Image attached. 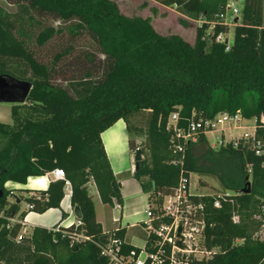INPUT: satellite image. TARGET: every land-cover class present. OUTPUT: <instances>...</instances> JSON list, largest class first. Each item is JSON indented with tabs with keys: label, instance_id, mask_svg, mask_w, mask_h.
<instances>
[{
	"label": "trees",
	"instance_id": "16d2710c",
	"mask_svg": "<svg viewBox=\"0 0 264 264\" xmlns=\"http://www.w3.org/2000/svg\"><path fill=\"white\" fill-rule=\"evenodd\" d=\"M5 1L7 6L0 4V76L29 81L33 89L25 104L12 105L13 124L0 123V264H107L101 248L113 239L124 254L139 253L125 241L126 228L103 231L89 193L94 183L105 206H123L102 141L120 120L130 135L146 134L140 145L130 137L131 151L139 149L143 156L133 178L145 194L153 192L161 203L194 173L217 176L225 190L241 193L220 209L213 197H193L205 205L207 244L219 251L192 264H264V241L253 238L259 228L254 214L264 201V157L242 145L213 150L202 132L195 143L178 137L192 123L223 113L264 116V0H235L241 2V22L230 51L216 38L230 32L219 16L231 0H152L175 8L184 28L201 23L194 44L159 34L149 19L125 16L113 0ZM59 37L67 38L60 49L41 56ZM73 59L79 67L70 70ZM56 169L72 185L71 202L81 211L82 225L35 227L23 234L26 213L9 201L14 191L6 184L27 185ZM65 188L64 181H51L47 190H22L33 196L16 200L43 214L61 208ZM234 214L239 224L233 223ZM17 217L20 222L8 228ZM66 217L63 213L62 220ZM139 234L153 251L155 236Z\"/></svg>",
	"mask_w": 264,
	"mask_h": 264
},
{
	"label": "built area",
	"instance_id": "2783aa9c",
	"mask_svg": "<svg viewBox=\"0 0 264 264\" xmlns=\"http://www.w3.org/2000/svg\"><path fill=\"white\" fill-rule=\"evenodd\" d=\"M240 17V3L231 0L225 12L220 14L219 19L230 28L236 27ZM213 27L214 24L210 29L211 31ZM228 34L221 33L216 38L218 43L225 44L226 51H230L233 44L230 42ZM177 120L178 115H173L171 123L176 124ZM260 130H264V116L260 119H246L241 113L235 115L223 113L212 120L192 123L189 131L187 133L179 131L178 137L182 136L187 143H195L199 132H202L213 150L226 148L229 145L236 148L242 145L253 151L256 156L264 157V135H260ZM175 150L182 152L183 147L176 145ZM251 173V168H249V174L251 175ZM49 175L53 177V181H64L66 194L72 196V185L66 179L63 170L56 169ZM146 195L148 196V209L145 212L147 216L145 230L148 236H155V240L151 242L153 251H149L144 246L139 250V253L132 251L129 254H124L121 242L113 239L107 246L101 248L102 256L106 258L107 264H192V262H202L213 258L219 249L209 247L207 244L205 205L196 202L193 197H213L215 198L214 207L220 209L222 202H227L234 196H240L241 193L222 190L213 194H194L191 191L190 179L189 181L182 179L174 192L163 197L161 203L159 202V196H154L153 192L146 193ZM72 207L70 206V210L73 214ZM166 218H169L171 223L162 222ZM232 220L234 224L241 222L238 214H234ZM254 220L259 228L253 238L263 242L264 201L258 206V210L254 214ZM9 221L8 228L16 223L15 219ZM155 222H158V226L155 225ZM180 224H182V233L178 237ZM81 225V219L77 218L71 226L79 227ZM71 226L60 223L59 228H69ZM23 234H27V232L23 231ZM178 242H180V245H178ZM242 242L238 241V243Z\"/></svg>",
	"mask_w": 264,
	"mask_h": 264
},
{
	"label": "crops",
	"instance_id": "0c3cea01",
	"mask_svg": "<svg viewBox=\"0 0 264 264\" xmlns=\"http://www.w3.org/2000/svg\"><path fill=\"white\" fill-rule=\"evenodd\" d=\"M152 2L156 3L154 1ZM160 6L164 7L162 5ZM102 141L118 184L122 185L121 188H119L124 203L122 207L118 205H115L113 208L105 206L101 201L96 185L91 183L89 185V193L93 197L94 205L95 200L98 199L106 211L105 223L103 220L99 219L96 211L97 220L101 223L105 233L114 231L118 227L126 228L127 235L125 241L135 248L142 249L146 246V240L141 237L139 233L133 234L132 231L140 229L147 234L144 224L147 220L145 212L148 209V196L143 192L138 181L133 178L135 174V169L132 168L134 153L130 149V133L128 132L126 123L123 120L118 121L114 126L102 134ZM51 181H53V177L47 175L40 178H30L27 185L8 182L6 188L14 191L13 195L9 197V201L17 202L16 197L18 196H22L23 198L33 196L32 193H25L22 190H47ZM24 203H26L25 208H23ZM19 205L21 212L26 213L22 224L24 226L23 231L27 233L35 227L51 230L60 223H66L68 226H71L77 220V216L75 215L76 209L72 207L71 196L67 194L60 209H50L43 214L33 212L30 205L24 201V199L23 201L20 200ZM70 206L74 211L73 214L70 210ZM63 213L67 214L65 220H62ZM15 221L16 223L20 222L19 217H17ZM133 240L141 242V245L136 246Z\"/></svg>",
	"mask_w": 264,
	"mask_h": 264
},
{
	"label": "rangeland",
	"instance_id": "374dc122",
	"mask_svg": "<svg viewBox=\"0 0 264 264\" xmlns=\"http://www.w3.org/2000/svg\"><path fill=\"white\" fill-rule=\"evenodd\" d=\"M117 3L120 11L127 17H142L145 19H149L156 29V31L161 35H179L184 40L188 41L191 44H194L197 28L201 25L199 22H192L190 26L184 28L180 24L181 16L178 14L175 8H164L161 7L157 3H153L150 0H113ZM241 5V2L238 1ZM0 4L7 6V2L5 0H0ZM264 8V2H263ZM154 10L157 12L155 13ZM229 20V19H228ZM230 22V21H229ZM239 22H241V17ZM58 24H55L57 26ZM211 30L208 32L211 34ZM235 36V27H230V32L228 34L230 42L233 43ZM66 37H59L58 39L49 43L41 53V56H45V59L48 55H52L54 52H57L60 49V46L66 42ZM85 43L82 41L79 43L81 46ZM72 69H77L79 67L78 63L73 59L71 61ZM77 72V71H75ZM0 123L4 124H12V105L11 104H0ZM131 139L134 140L138 145L146 140V134L139 131H132L130 135ZM135 158V153H134ZM132 168L135 169V161L132 163ZM206 182L208 184L207 187H202L201 182ZM190 186L191 191L194 194H213L214 192L222 191L224 189V185L221 180L217 176L213 175H200L198 173H194L190 176ZM232 192V191H231ZM26 203L23 204V208H25ZM95 207L97 211V215L100 220H103L105 223L106 211L104 206L99 202L98 199L95 200ZM135 233H142L140 229H136L132 231ZM133 243L137 245H141V242H136L133 240Z\"/></svg>",
	"mask_w": 264,
	"mask_h": 264
},
{
	"label": "water",
	"instance_id": "95a60500",
	"mask_svg": "<svg viewBox=\"0 0 264 264\" xmlns=\"http://www.w3.org/2000/svg\"><path fill=\"white\" fill-rule=\"evenodd\" d=\"M33 89V84L29 81H20L10 75H1L0 76V104H11V105H21L25 104L30 97V93ZM135 172L140 169V166L143 162V156L140 150H137L135 153ZM121 184L119 187L121 188ZM249 191V190H248ZM17 203H20V200L17 199ZM117 205V203H116ZM75 215L77 218L81 219L82 214L79 209L75 210ZM182 233V224L179 226L178 237ZM180 245V242H178Z\"/></svg>",
	"mask_w": 264,
	"mask_h": 264
}]
</instances>
